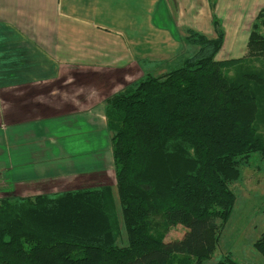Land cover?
I'll use <instances>...</instances> for the list:
<instances>
[{
	"label": "trees",
	"instance_id": "obj_1",
	"mask_svg": "<svg viewBox=\"0 0 264 264\" xmlns=\"http://www.w3.org/2000/svg\"><path fill=\"white\" fill-rule=\"evenodd\" d=\"M213 37L185 30L181 66L105 100L110 186L0 200V264H204L235 194L229 185L254 154L264 158V9L245 58L218 61L224 31L208 0ZM233 69V75L226 71ZM176 225L186 229L165 242ZM264 257V231L254 243ZM215 264H236L230 255Z\"/></svg>",
	"mask_w": 264,
	"mask_h": 264
},
{
	"label": "crops",
	"instance_id": "obj_2",
	"mask_svg": "<svg viewBox=\"0 0 264 264\" xmlns=\"http://www.w3.org/2000/svg\"><path fill=\"white\" fill-rule=\"evenodd\" d=\"M261 9L264 0H217L224 41L216 60L242 58ZM186 29L213 37L208 0H0V195L100 187L87 182L107 166L80 161L68 168L40 162L35 169L54 172L56 179L41 184L47 177L24 169L35 151L20 141H51L57 133L88 138L100 125L107 130L104 103L116 90L111 80L123 78L118 93L142 79L150 65L158 75L173 69L191 54L183 42ZM83 76L92 81L84 83ZM58 151L63 154L62 147ZM67 177L77 178L74 186L44 191L66 187L60 180Z\"/></svg>",
	"mask_w": 264,
	"mask_h": 264
},
{
	"label": "rangeland",
	"instance_id": "obj_3",
	"mask_svg": "<svg viewBox=\"0 0 264 264\" xmlns=\"http://www.w3.org/2000/svg\"><path fill=\"white\" fill-rule=\"evenodd\" d=\"M185 35L184 31L183 37ZM188 49L191 51V54L195 50L194 47H188ZM245 54L246 49L242 58H245ZM246 65L250 68L264 71V62L257 59L246 60ZM152 66H154V64ZM152 66H148L147 72L157 76V69L152 68ZM180 66L181 63L177 62L173 69ZM232 70L231 68L226 71V75L231 77L233 75ZM82 78L86 84L92 81V77L89 76H83ZM111 83H114V89L120 90L123 85V78L115 77L111 80ZM111 83L110 86L112 87L113 85ZM116 90H113L112 87V91H109L107 95L114 91L116 93ZM101 95L103 94L101 93ZM104 95L106 96V93ZM2 128L5 130L6 125H3ZM260 130L264 135V128ZM53 135L55 139L51 141L45 139L20 141L22 147H30L35 151L33 157L31 156L26 159L27 162H31V165H28L29 168L24 167L25 170L31 171L34 178L47 177L40 182L42 184L48 183V181H53L52 183H54L56 179H53L55 178L54 172H52L53 175L52 173H46V175H44V173L35 169V166L40 164V162H45L44 164L49 163L50 165L60 168H68L69 163L74 166L75 161H80L87 167H96L99 169L107 166L104 172H100L96 179L87 182V184L89 186L111 185L112 188H114V197L116 196L117 198L114 187L116 184L113 161L111 159L112 151L110 137L104 126L100 125L97 129L86 133L89 139L83 137L85 135L83 132L82 134L70 133L67 135L68 137L65 135L63 138H61V133ZM81 143L84 145L80 147ZM39 146H44L45 150L41 151ZM59 147H62L63 154H60L58 151ZM73 179L77 178L67 177L60 180L66 183V187L63 186L61 187L62 189L60 187L51 186L44 191H64L67 187L74 186ZM229 188L235 194L233 209L220 232L219 242L212 257L204 262V264H215L227 255H230L236 264H264V257L254 248L255 241L264 231V158L256 154L252 155L248 164L241 168L240 179L231 183ZM35 191H40V189L36 188ZM42 194L43 193H39V195ZM12 197L14 196L2 193L0 195V200ZM185 232L186 229L183 226H173L166 233L165 242L168 243L180 240Z\"/></svg>",
	"mask_w": 264,
	"mask_h": 264
}]
</instances>
